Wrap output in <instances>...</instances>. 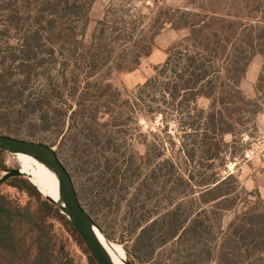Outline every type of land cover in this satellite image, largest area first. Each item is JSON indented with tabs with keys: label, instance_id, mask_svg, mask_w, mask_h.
<instances>
[{
	"label": "trees",
	"instance_id": "16d2710c",
	"mask_svg": "<svg viewBox=\"0 0 264 264\" xmlns=\"http://www.w3.org/2000/svg\"><path fill=\"white\" fill-rule=\"evenodd\" d=\"M93 2L0 0V133L55 148L81 206L104 233L115 221L113 210L125 204L135 235L131 264H161L155 254L169 244L181 253L173 264H264V199L242 191L236 176H223L235 158L231 144L261 112L240 84L260 55L261 93L264 0L158 7L147 24L140 14L128 21L104 18L88 36ZM167 26L185 37L153 77L124 97L110 83L111 74L134 71ZM167 102L178 142L169 135L167 144L153 138L142 157L128 156L115 129L129 125L125 117H162ZM5 183L27 190L37 207L33 214L18 210L0 195V264H75L58 252L49 223L60 222L83 243L60 210L23 176ZM154 195L164 201L156 216L146 211ZM239 203L241 211L213 246V230L220 227L207 226L197 211L210 206L230 212ZM85 250L89 264H96Z\"/></svg>",
	"mask_w": 264,
	"mask_h": 264
},
{
	"label": "rangeland",
	"instance_id": "374dc122",
	"mask_svg": "<svg viewBox=\"0 0 264 264\" xmlns=\"http://www.w3.org/2000/svg\"><path fill=\"white\" fill-rule=\"evenodd\" d=\"M191 2L196 3L191 5ZM201 2L202 0H165L164 2L154 4V0H94L88 15L89 24L87 35L89 36L93 33L98 22L103 21L104 18L112 21L118 19L128 21L133 19L137 14H140L141 20L147 24L149 17L153 16L158 7L185 8L190 5V8L197 9ZM203 2L207 4L209 1ZM185 35V31L179 32L172 30L168 26L165 27L160 35L155 38L151 54L142 59L139 66L132 72H113L110 77V83L124 97L131 98L138 86H141L145 81L155 75L156 69L166 61L169 50L177 42L182 40ZM262 65V57L260 55L254 56L240 84V89L246 99L252 100L256 98L258 100L257 102L261 108V112L255 117L254 122L246 127L247 131L242 135H237L234 139L235 142L231 144L230 152L235 154V158L232 162H228L226 166L227 171L223 172V176L226 173L236 176L240 182L242 191L257 193L264 199V161L262 159L264 151L261 152V149H254L257 147L258 141L264 132V83L260 89L261 93L257 94V82L262 72ZM167 104L168 107H161L164 112L162 117L157 114H147L144 117L139 115L135 119L133 117H130V119L129 117H125L127 121L129 120V125L115 129L116 138L121 140L123 144L122 151L128 156L130 154H136L142 157L146 152V145L152 142L153 138L158 140V142L161 141L167 144L169 142V135L175 143L178 142V128L173 123L174 112L169 102ZM198 105L207 108L209 103L205 100H200ZM165 130L167 135L164 132ZM0 135L5 134L0 133ZM225 141L230 144L232 143V138L228 136L225 138ZM250 152H253V155H250ZM18 168L11 154L0 152V179L4 177L7 171ZM67 171L69 172L68 169ZM71 179L74 184V178L71 177ZM259 185L262 186L261 192L258 191ZM119 190H121L120 187L117 189L120 194ZM0 195H3L10 201L15 209L23 210L26 208L32 214L35 212L37 207L36 202L29 196L27 190L16 189L8 183H5L0 185ZM163 202L161 196L154 195L153 200L151 199L148 203L146 211L149 215L155 214L154 216L162 213ZM241 206L242 203H239L230 212L220 210L214 212L210 206L202 207L201 210L197 211V213L202 215V220L205 221L207 226L211 225L213 226L212 228L220 227V232L213 230L215 233V241L212 243L213 246L220 242L222 234L226 232L232 219L241 211ZM125 209V204L120 205L118 210L114 209L112 219L114 218L115 221L109 220L108 222L110 223L104 226L106 233L101 232L109 242L122 248L128 261V256L131 255L133 258L134 255L133 244L135 235L130 232V227H127ZM216 213L218 216L221 215L217 221L214 220V214ZM154 216L151 218H154ZM49 223L52 225L53 232L56 234L58 252L62 255H68L75 264H89V258L84 244L71 231L62 226L60 222L49 219ZM24 232L25 229H21L18 232V236H22ZM209 241L211 240L209 239ZM179 256H181V253L178 254L177 247L172 244H169L163 249H159L155 254L157 261L161 262V264H173L174 260H178Z\"/></svg>",
	"mask_w": 264,
	"mask_h": 264
},
{
	"label": "water",
	"instance_id": "95a60500",
	"mask_svg": "<svg viewBox=\"0 0 264 264\" xmlns=\"http://www.w3.org/2000/svg\"><path fill=\"white\" fill-rule=\"evenodd\" d=\"M0 151L11 155L22 153L33 157L55 174L58 182V194L62 205L57 204L50 198L45 199L51 204H54L60 210V213L68 220L83 241L96 264H112L107 252L97 238L95 229L101 234L102 232L81 206L71 176L59 159L55 148L41 142L21 140L11 136L0 135ZM20 176L26 178V176L21 173L20 168L7 171L4 177L0 179V185L9 179ZM34 187L40 193L39 188L36 186ZM125 263L131 264L127 260Z\"/></svg>",
	"mask_w": 264,
	"mask_h": 264
},
{
	"label": "bare ground",
	"instance_id": "6f19581e",
	"mask_svg": "<svg viewBox=\"0 0 264 264\" xmlns=\"http://www.w3.org/2000/svg\"><path fill=\"white\" fill-rule=\"evenodd\" d=\"M12 158L20 168L21 173L26 176L32 185L39 188V191L44 198H50L57 204L62 205L58 194L57 178L51 170L33 157L22 153L12 154ZM95 233L100 244L107 252L112 264H126V257L122 248L112 242H109L96 229Z\"/></svg>",
	"mask_w": 264,
	"mask_h": 264
},
{
	"label": "built area",
	"instance_id": "2783aa9c",
	"mask_svg": "<svg viewBox=\"0 0 264 264\" xmlns=\"http://www.w3.org/2000/svg\"><path fill=\"white\" fill-rule=\"evenodd\" d=\"M255 150H259V149H261V152H263L264 151V132L262 133V135H261V137H260V139H259V141H258V145H257V147L256 148H254ZM250 155H253V152H250ZM263 161H264V156H263Z\"/></svg>",
	"mask_w": 264,
	"mask_h": 264
},
{
	"label": "crops",
	"instance_id": "0c3cea01",
	"mask_svg": "<svg viewBox=\"0 0 264 264\" xmlns=\"http://www.w3.org/2000/svg\"><path fill=\"white\" fill-rule=\"evenodd\" d=\"M255 179V178H254ZM257 180V179H256ZM254 183V182H253ZM254 188V187H253ZM261 189H262V186L261 185H259V187H258V191L259 192H261Z\"/></svg>",
	"mask_w": 264,
	"mask_h": 264
}]
</instances>
